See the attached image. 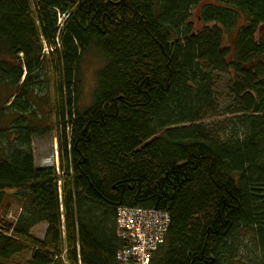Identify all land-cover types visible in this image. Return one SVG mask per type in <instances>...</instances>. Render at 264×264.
Listing matches in <instances>:
<instances>
[{
    "label": "trees",
    "instance_id": "trees-1",
    "mask_svg": "<svg viewBox=\"0 0 264 264\" xmlns=\"http://www.w3.org/2000/svg\"><path fill=\"white\" fill-rule=\"evenodd\" d=\"M263 31L264 0H0V258L120 264L127 208L170 216L150 264H264ZM215 73L229 105L207 132ZM53 130L60 170L33 152Z\"/></svg>",
    "mask_w": 264,
    "mask_h": 264
},
{
    "label": "rangeland",
    "instance_id": "rangeland-1",
    "mask_svg": "<svg viewBox=\"0 0 264 264\" xmlns=\"http://www.w3.org/2000/svg\"><path fill=\"white\" fill-rule=\"evenodd\" d=\"M206 2V3H210ZM193 33L197 34L204 28L200 23L199 15L200 9L192 11ZM66 18L60 17L59 25L64 24ZM264 32V31H263ZM46 47V46H45ZM47 49V48H46ZM48 50V49H47ZM104 65L103 58L95 53L87 55L83 62V88L82 96L79 103V109L83 110L88 107L93 99V94L96 88V78L98 70ZM232 76L227 74L215 73L212 76L213 79V91L216 98L217 112H210L207 115L205 122V129L207 132L217 131L222 126L224 127L227 119V107L229 105V85ZM59 134L56 130H53L50 134L43 137H37L33 141V152L35 156V162L37 167H56L60 170V153H59ZM21 213L18 205L12 201L7 200L2 209V214L5 217L7 223H13L16 221V217ZM47 226L41 224L35 227L32 233L39 239L45 237ZM30 259V254H23L16 256L11 260V263L4 261L0 258V264H23Z\"/></svg>",
    "mask_w": 264,
    "mask_h": 264
},
{
    "label": "built area",
    "instance_id": "built-area-1",
    "mask_svg": "<svg viewBox=\"0 0 264 264\" xmlns=\"http://www.w3.org/2000/svg\"><path fill=\"white\" fill-rule=\"evenodd\" d=\"M171 219L169 214L142 209L118 210V227L127 248L118 255L120 264H150L158 246L164 243Z\"/></svg>",
    "mask_w": 264,
    "mask_h": 264
},
{
    "label": "bare ground",
    "instance_id": "bare-ground-1",
    "mask_svg": "<svg viewBox=\"0 0 264 264\" xmlns=\"http://www.w3.org/2000/svg\"><path fill=\"white\" fill-rule=\"evenodd\" d=\"M143 210V209H142ZM146 211H153L154 213H161V212H163V211H156V210H146ZM164 213H166V212H164ZM19 214V213H18ZM168 214V213H167ZM118 236H119V238L120 239H122L123 241H125L126 243H128V241H127V239H125V238H123V236H122V234H121V230H120V228L118 227ZM163 244H161V245H159L158 246V249L162 246ZM123 251V250H122ZM119 263V262H118Z\"/></svg>",
    "mask_w": 264,
    "mask_h": 264
}]
</instances>
